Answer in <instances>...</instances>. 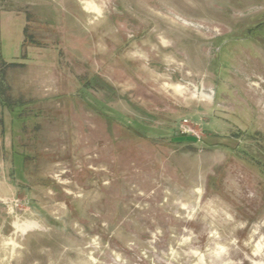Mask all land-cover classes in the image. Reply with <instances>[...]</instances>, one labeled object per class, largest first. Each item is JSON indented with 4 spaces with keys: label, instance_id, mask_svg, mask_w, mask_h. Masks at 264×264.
I'll return each mask as SVG.
<instances>
[{
    "label": "rangeland",
    "instance_id": "obj_1",
    "mask_svg": "<svg viewBox=\"0 0 264 264\" xmlns=\"http://www.w3.org/2000/svg\"><path fill=\"white\" fill-rule=\"evenodd\" d=\"M216 257L264 264V0H0V264Z\"/></svg>",
    "mask_w": 264,
    "mask_h": 264
},
{
    "label": "crops",
    "instance_id": "obj_2",
    "mask_svg": "<svg viewBox=\"0 0 264 264\" xmlns=\"http://www.w3.org/2000/svg\"><path fill=\"white\" fill-rule=\"evenodd\" d=\"M26 27H27V24H26ZM28 49L34 52L32 56H29V54H28V57H34V55H35L37 52L40 53V57H41L43 60H44L45 57L48 56V53H47L48 51H46V50H39L38 48H36V47H34V46H32V47L30 46ZM27 60H28V59H27ZM29 61H31V59H29L27 63H29ZM213 264H233V263L230 262V261H225V262H220V263H219L218 257H216L215 260H214V262H213Z\"/></svg>",
    "mask_w": 264,
    "mask_h": 264
},
{
    "label": "built area",
    "instance_id": "obj_3",
    "mask_svg": "<svg viewBox=\"0 0 264 264\" xmlns=\"http://www.w3.org/2000/svg\"><path fill=\"white\" fill-rule=\"evenodd\" d=\"M181 130H182V132L185 131L186 130L185 126H182Z\"/></svg>",
    "mask_w": 264,
    "mask_h": 264
}]
</instances>
